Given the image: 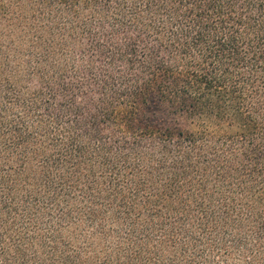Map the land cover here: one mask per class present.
Listing matches in <instances>:
<instances>
[{"label": "trees", "instance_id": "trees-1", "mask_svg": "<svg viewBox=\"0 0 264 264\" xmlns=\"http://www.w3.org/2000/svg\"><path fill=\"white\" fill-rule=\"evenodd\" d=\"M0 264H264V0H0Z\"/></svg>", "mask_w": 264, "mask_h": 264}]
</instances>
